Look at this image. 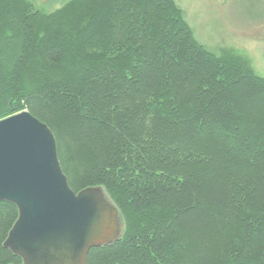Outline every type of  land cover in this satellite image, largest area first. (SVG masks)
Listing matches in <instances>:
<instances>
[{
	"label": "trees",
	"instance_id": "obj_1",
	"mask_svg": "<svg viewBox=\"0 0 264 264\" xmlns=\"http://www.w3.org/2000/svg\"><path fill=\"white\" fill-rule=\"evenodd\" d=\"M222 55L173 0H0V121L46 124L69 188L102 187L124 222L86 264H264V78ZM17 218L0 202V264H22Z\"/></svg>",
	"mask_w": 264,
	"mask_h": 264
},
{
	"label": "water",
	"instance_id": "obj_2",
	"mask_svg": "<svg viewBox=\"0 0 264 264\" xmlns=\"http://www.w3.org/2000/svg\"><path fill=\"white\" fill-rule=\"evenodd\" d=\"M56 150L52 131L28 111L0 121V202L18 213L3 247L22 264H86L92 248L124 234L102 187L69 188Z\"/></svg>",
	"mask_w": 264,
	"mask_h": 264
},
{
	"label": "rangeland",
	"instance_id": "obj_3",
	"mask_svg": "<svg viewBox=\"0 0 264 264\" xmlns=\"http://www.w3.org/2000/svg\"><path fill=\"white\" fill-rule=\"evenodd\" d=\"M26 1L45 15L67 11L73 0ZM173 1L181 12L182 22L187 24L194 40L206 51L216 57L224 52L239 56L247 61L256 76L264 78V0ZM79 5L70 8V13L64 12L67 22H71L69 31L72 33L81 26L76 21L78 17L71 15Z\"/></svg>",
	"mask_w": 264,
	"mask_h": 264
}]
</instances>
